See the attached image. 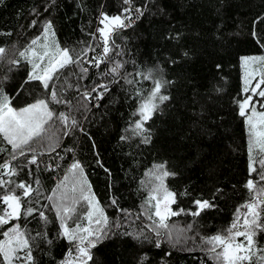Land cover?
<instances>
[{"label":"trees","instance_id":"obj_1","mask_svg":"<svg viewBox=\"0 0 264 264\" xmlns=\"http://www.w3.org/2000/svg\"><path fill=\"white\" fill-rule=\"evenodd\" d=\"M105 15L130 17L132 23L107 35L109 60L95 67L86 59L92 49L104 47L98 30ZM48 22L74 62L59 68L45 89L40 80L25 83L32 69L20 53H39L38 40ZM0 48L5 50L0 55V92L9 107L44 99L55 116L65 113L69 124L71 118L77 122L67 136L59 120L51 124L54 150L47 139L32 147L36 160L59 152L64 167L78 158L83 175L77 170L65 176H74L73 182L86 180L105 212L106 224L90 225L86 206L78 207V201L64 221L71 229H100L102 239L89 237L95 246L89 248L86 264H223L207 241L227 234L237 211L251 203L261 226L254 240L264 253V199L258 200L264 197V151L253 142L248 114H240L245 99L257 100L256 94L244 92L241 59L264 54V0H0ZM117 65L119 70L112 72ZM37 73L43 75L42 70ZM155 80L165 82L160 94L168 99L156 101L140 134L135 130L141 119L138 109ZM53 88L64 102L51 99ZM84 92L91 95L85 98ZM100 92L104 95L98 99ZM31 159L32 153L21 156L0 133V165L8 164L0 167V215L11 211L5 195L21 198L18 217L0 225V241L7 239L4 232L18 226L29 240L32 264H68L71 255L79 254L78 241L62 235L61 217L48 199L65 178L59 176L64 167L49 170L30 164ZM20 184L38 193L25 197ZM161 191L173 195L169 212L179 213L166 214L167 228L159 227L152 206ZM196 201L210 206L201 208ZM28 208L36 211L27 215ZM0 262L7 264L2 254Z\"/></svg>","mask_w":264,"mask_h":264},{"label":"snow or ice","instance_id":"obj_2","mask_svg":"<svg viewBox=\"0 0 264 264\" xmlns=\"http://www.w3.org/2000/svg\"><path fill=\"white\" fill-rule=\"evenodd\" d=\"M124 2L127 4L129 3V0H124ZM129 9H124V12L127 13ZM108 17L105 15L103 16V19H101V24H104L105 20H107ZM125 19L128 20V24L131 23L130 17H125ZM113 21L112 30L115 31L116 28H122L128 26V24L125 23L124 19H121L120 16H114L111 18ZM51 29V22H48L45 25V32H48ZM101 34V36L104 39V48H103V57L100 59H107V54L110 51L108 47V37L105 35L104 29L101 28L98 30ZM37 43V40L32 41V45H35ZM4 49H0V54L4 53ZM26 50L25 52H21L20 56L27 58L26 56ZM88 50L86 49L82 54L84 56H87ZM33 55L36 56V59L41 61V63H36L35 61H32L33 65V72L29 74L28 80L25 81L27 83L31 80H40L43 81V86L45 89L49 87V81L53 79L54 74L58 71V68H63L69 63H73L72 57L69 54L68 49H62L59 50L57 53H51L49 51H45L43 55H37L35 52H33ZM59 56V59H56V56ZM45 57H49L48 61V67H43V61ZM245 61V64L249 61H256L259 60L261 62H264V56L262 57H245L243 58ZM80 60V55H77L76 62ZM95 61V63H94ZM100 60L97 58H93L88 60V63L92 66L99 67ZM18 63V61H16ZM37 69H41L43 72V75H40L36 72ZM87 68H82L81 71L86 73ZM119 70V65L115 66L111 71L117 72ZM165 82L161 80H155L154 81V87L151 91V94L149 97L140 105V108L138 109L139 114L141 116V119L138 120L135 124V130L139 132L140 134H143L144 128L143 123L150 119L151 114L156 110L157 103L156 101L163 102L168 99L167 96L161 95L160 91L163 87ZM261 83H264V81H261ZM248 80H245V88L244 92L251 91L254 94H258L260 97H264V91L257 92V89L260 87V84L258 83L256 87L251 88V90L247 87ZM97 87L103 88L104 92L108 91L106 85H98ZM97 88H93L92 92H96ZM104 92H100L99 96L97 97L102 98L104 95ZM91 95L89 92H84L83 96L85 98H88ZM51 99L53 101H56L57 103L64 102L60 101L57 98V93L55 88H53L51 92ZM252 97L249 96L247 99L243 101V103L240 104V114L243 116L245 114V105L249 104ZM70 103V102H67ZM252 116L248 117V122L251 126V130L256 129V124L253 123V117L259 116V122L264 125V112H261L257 114L255 112V109H252ZM69 116L65 113H60L59 116H55V114L49 109L48 102L44 99H38L34 103L21 108L19 110H14L7 104V97H4L2 92H0V133H2L5 137V139L8 141V143L12 146L14 151H19L21 156H25L27 153H32V159L29 161L30 164H36V149L32 147L33 142L35 141H41L44 139H47L49 141V148L54 150L55 146V140L56 137L54 134L50 133V126L52 123H54L55 120H59L64 125L63 135L67 136L70 134V129L77 126V122L74 118H71V122L69 124ZM252 135L254 137V143L259 145V148L261 151H264V131L260 132H252ZM145 142H147V137H145ZM251 151V149H250ZM13 160L16 159L15 156L12 157ZM2 168H7L8 164L5 163L4 165H0ZM162 169V166H160ZM78 170L79 175H83V168L79 161L74 162L71 165V168L69 171L75 172ZM254 170V169H253ZM14 174V173H13ZM164 176H167L168 173L164 172ZM65 181H67L68 176H65ZM156 179H161V177H156ZM261 179L264 180V176H261ZM18 187L25 189L24 196L28 197L30 195V192L28 191V188L30 186H26L24 184L18 185ZM247 187L249 189L253 188V182L249 181L247 184ZM55 195V194H54ZM171 193H168L164 198L167 200L168 196H170ZM21 198L17 196H8L5 195L3 197V200L8 203L11 201V203H8V207L11 209V211H6L4 215H0V225L7 224L8 218L12 217H18L20 213V204L19 200ZM48 199L52 200L53 197H48ZM78 201H84L88 205V211L86 213V218L91 225L93 222L97 225H100L103 221L104 224L107 223V218L103 216V210L99 208L98 201L94 202L92 195L90 194V186H86V180H76L73 183V186L71 188V195L68 194V192H63L60 194L58 200L53 205V207L57 210V215L61 217L62 223L61 227L64 229L63 235L67 237L69 240L75 242L79 241L77 244V251L79 253V259L86 264V259H90L89 256V248L94 247L95 244L93 241L89 240V237L96 236V239H102L103 236L100 235V229L97 228L94 232L90 227H85L82 230L80 229V226L77 225L76 230H69L66 227V224L64 221H66L71 214L75 211L74 205ZM264 202V201H262ZM115 203V201H113ZM197 205H199L201 208L209 207V202L204 201L201 203V201L195 202ZM248 209V213L250 215H246L243 221V227L244 231H240V225H239V217L237 218V223H234L230 229H228L227 234L225 235H216L214 237L209 238L207 243H210L212 245L210 251L216 254V258L218 260H222L223 264H244L245 261L250 260L251 255V248L254 244V235L256 229H259L261 226L258 223V217L259 212L256 210L255 203L245 205ZM165 209H167V204H165ZM36 210L33 208L26 209L27 215H32L33 212ZM183 211V210H181ZM239 211V210H238ZM96 214H99L101 219H95L94 216ZM179 213L176 212H169V215H178ZM199 214V213H195ZM39 215L41 218L45 219L47 221V218L45 217L43 212H40ZM155 215L160 218L159 220V227L160 228H167L168 225L165 223L166 217L162 215L161 209L159 207V204L156 206ZM235 230V231H234ZM86 233L87 235L79 234V233ZM160 234V233H158ZM4 236L7 237L6 240L0 241V254L3 255V261H6L7 264H12L13 260H21L23 264H32L33 257L31 255V248L29 246V240L25 238L24 233H21L18 226H14L10 231L4 232ZM243 236L245 237L246 244H240V243H233L235 237ZM85 241H88L87 246H85ZM159 247V243L156 245ZM220 247L221 251L216 252V248ZM25 251V255L23 257H20L17 255L18 252ZM249 253L248 255H244L243 253ZM2 264V262H0Z\"/></svg>","mask_w":264,"mask_h":264},{"label":"rangeland","instance_id":"obj_3","mask_svg":"<svg viewBox=\"0 0 264 264\" xmlns=\"http://www.w3.org/2000/svg\"><path fill=\"white\" fill-rule=\"evenodd\" d=\"M114 17V16H112ZM112 17H108L107 20H105L104 24H102L101 28L104 29V32H105V35H108L109 33H111L112 31V26H113V21L111 20ZM1 49V48H0ZM63 48L60 47L59 45V42L57 41V38L55 37L54 35V32L49 30L48 32H45L41 37H40V40H38V50H39V53L32 50V49H27L28 51L26 52V56L27 58L23 57V59L29 63V65L31 66L30 68L32 69L31 70V73L33 72V65H32V61H35L36 63H41V61L37 60L36 59V56L33 55V52H35L37 55H43L45 51H49L51 53H57L59 50H62ZM92 50H95V49H92ZM26 50H24L23 52H25ZM1 55V54H0ZM264 56V54L262 55H255V56H244L243 58L245 57H249V58H253V57H262ZM241 59L242 60V77H243V89L245 88V80L247 79L248 80V84H247V87L251 90V88H254L256 87V85L259 83L260 84V87L257 89V92L259 91H264V83H261V81H264V62H261L259 60H256V61H249L247 63V65L245 64V61L244 59ZM56 59H59V56L57 55L56 56ZM48 61H49V57H45L44 58V61H43V67H45L46 64H48ZM59 69V68H58ZM41 69H37L36 72L40 71ZM250 94H252L251 91H249ZM257 95V100L255 102L252 103V101H250L249 104L245 105V112L246 114H248V116L246 117L247 118V122H248V117L249 116H252L253 113H252V109L254 108L255 109V112L257 114L261 113V112H264V97H260L258 94ZM243 103V102H242ZM26 107V106H25ZM21 108H24V107H21ZM21 108H12L14 110H19ZM253 123L256 124V129L255 130H252V131H255V132H260V131H264V125H262L260 122H259V116H255L253 117ZM249 124V122H248ZM257 146L259 147V145L257 144ZM69 171V170H68ZM66 171L65 174L68 172ZM65 174L63 175L62 178L60 179H63L65 177ZM159 177H161V175H158ZM157 176V177H158ZM74 177V176H73ZM73 177H71L70 179H67V181H65V179L61 180L53 189V195L52 197L54 196V199L53 200H49V206L51 207V210L53 212H55L57 214V210L55 207H53V205L56 203V201L58 200L59 196L61 193L63 192H68L69 195H71V188L73 186ZM160 186V185H158ZM161 187V186H160ZM28 191L30 192L31 191V196H34L36 193H38L37 189L35 187H33V189L31 190L30 188H28ZM162 192V191H161ZM55 194V195H54ZM91 194V193H90ZM168 194V192H165V193H161V195H155V197H153V203L154 205H152L156 211V206L157 204H159V207L161 209V213L162 215L166 216V214H169V211L171 209V205L169 207V210L168 212H166V210L164 209L165 207V204L168 205V203L171 204V201H173V195H170L168 196L167 200H165V196ZM92 195V194H91ZM93 197V200L94 202H97L98 200L95 198L94 195H92ZM264 197H258V200H263ZM252 204V203H251ZM256 205V204H255ZM84 207V211L86 209V211H88V205L86 202L84 201H81L78 203V207ZM98 206L99 208H101V205L100 203L98 202ZM103 210V208H101ZM21 210V208H20ZM257 210V209H256ZM246 215H250L248 213V209L245 207L244 209H239V211H237L236 215H235V223H237V218L239 217V225H240V228L239 230L240 231H244V227H243V221H244V218ZM103 216L105 217V212L103 210ZM95 219H101V217L99 216V214H96L94 216V220ZM258 223H259V217H258ZM93 224H95L93 222ZM66 227L69 229V230H76L77 228H72L68 225H66ZM85 227H89V226H85ZM84 227H81L80 229L82 230ZM90 228L92 229V226H90ZM62 229V235H63V231L64 229L61 227ZM257 229L255 231V235L257 234ZM24 233V232H23ZM79 234H83V235H87L86 233H79ZM254 235V239L256 238ZM26 238V237H25ZM78 241V240H77ZM93 241V239H92ZM79 243V241H78ZM233 243H240V244H246V241H245V237L243 236H238V237H235ZM88 244V241H85V246ZM244 255H248L249 253H243ZM18 255V253H17ZM79 257V254L78 255H71L69 258H68V264H79V263H82V261L78 258ZM254 257H256L254 259ZM86 259V258H85ZM250 260H262L264 262V253L261 252L259 253V248H258V245L256 244V241L254 240V244L251 248V255H250ZM249 260V261H250ZM249 261H245L244 263L247 264ZM14 262V261H13ZM12 262V264H14Z\"/></svg>","mask_w":264,"mask_h":264},{"label":"bare ground","instance_id":"obj_4","mask_svg":"<svg viewBox=\"0 0 264 264\" xmlns=\"http://www.w3.org/2000/svg\"><path fill=\"white\" fill-rule=\"evenodd\" d=\"M125 23L128 24V20L126 19L125 20ZM131 23H132V20H131ZM130 23V24H131ZM129 26V24H128ZM117 29V28H116ZM115 29V30H116ZM113 32V30L111 31ZM103 45L100 46L99 49H96V50H93L91 53L92 54H88V55H95L96 53H100L101 54V57H103L104 53H103ZM100 57V58H101ZM87 58H90V56H88ZM93 58H96V57H93ZM91 58V59H93ZM100 58H97L99 59L100 61H104V60H109V55L107 54V59H100ZM87 60V59H86ZM87 62V61H86ZM88 63V62H87ZM89 64V63H88ZM36 164L38 166H41L43 168H46V169H49V170H56V171H59L60 172V169H62L64 167V159L62 158V155L59 153V152H56V153H52L50 155H44L43 157L41 158H37L36 160ZM76 161H79L78 158H75L73 160H70L66 166L64 167V170H62V172L60 173V177L62 178L63 175L65 174L66 171H68L70 168H71V165L76 162ZM80 163V161H79Z\"/></svg>","mask_w":264,"mask_h":264},{"label":"built area","instance_id":"obj_5","mask_svg":"<svg viewBox=\"0 0 264 264\" xmlns=\"http://www.w3.org/2000/svg\"><path fill=\"white\" fill-rule=\"evenodd\" d=\"M93 57L100 58V57H101V54H100V53H96V54L93 55V56L90 55V58H87L86 61L88 62V60H90V59L93 58Z\"/></svg>","mask_w":264,"mask_h":264},{"label":"water","instance_id":"obj_6","mask_svg":"<svg viewBox=\"0 0 264 264\" xmlns=\"http://www.w3.org/2000/svg\"><path fill=\"white\" fill-rule=\"evenodd\" d=\"M165 207V206H164ZM169 207H170V203H168V205H167V209H165L166 210V212H168V210H169Z\"/></svg>","mask_w":264,"mask_h":264}]
</instances>
